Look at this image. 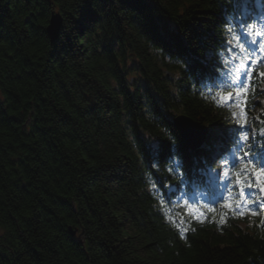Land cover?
I'll return each mask as SVG.
<instances>
[{
    "label": "trees",
    "instance_id": "trees-1",
    "mask_svg": "<svg viewBox=\"0 0 264 264\" xmlns=\"http://www.w3.org/2000/svg\"><path fill=\"white\" fill-rule=\"evenodd\" d=\"M239 5L0 0V264H264V224L209 200L201 170L220 169L222 148L192 152L171 124L197 119L211 144L231 131L218 97L234 91L225 55ZM260 73L245 100L250 157L264 148Z\"/></svg>",
    "mask_w": 264,
    "mask_h": 264
},
{
    "label": "bare ground",
    "instance_id": "bare-ground-1",
    "mask_svg": "<svg viewBox=\"0 0 264 264\" xmlns=\"http://www.w3.org/2000/svg\"><path fill=\"white\" fill-rule=\"evenodd\" d=\"M51 14H54L56 17H60L62 19V15L58 12V11H53L51 12ZM50 14V16H51ZM49 16L48 18V21L47 23H45V33L47 35V31L49 29V26H50V23H51V17ZM61 25H62V20H61ZM61 25H60V28H59V32H60V29H61ZM59 32H57L56 34V38L58 37L59 35ZM48 39L49 36L47 35ZM54 36L51 37V39L53 38ZM55 40V38L53 39ZM50 41V40H49ZM180 117H183L185 119H187L189 121V123L191 124H196L201 130H210V128L208 127L207 124H203L201 123L200 121H198L197 119H193L185 114H175L172 118H171V124H172V127L173 129L176 131V133L180 136L181 135V130L183 129H190V130H193L190 128V124L184 122ZM232 130L236 131L237 130V126L235 127H232ZM228 131H225L223 130L221 133H217L216 137L219 138L220 140H218L216 143L214 144H211L209 143L208 146L209 147H213V148H216L217 146H220L222 148L223 151L225 150H228L229 149V144L231 142V139L230 137L228 136ZM231 158H235L234 155H231ZM244 179V178H243ZM247 181V180H246ZM241 203L246 205L249 209V211H243L242 214L246 217V220H247V224L249 225H259L261 219L263 218V214H264V210L260 209L258 207V205L256 203L253 202L252 199H242L241 200ZM252 212H255L256 214L255 215H252L251 213Z\"/></svg>",
    "mask_w": 264,
    "mask_h": 264
},
{
    "label": "snow or ice",
    "instance_id": "snow-or-ice-1",
    "mask_svg": "<svg viewBox=\"0 0 264 264\" xmlns=\"http://www.w3.org/2000/svg\"><path fill=\"white\" fill-rule=\"evenodd\" d=\"M245 34L247 35L248 33H245ZM256 35L259 36L260 33L257 32ZM241 43L243 44L242 41H241ZM249 43L252 45V47L249 48L248 45H243V47L247 49V51H248V53L250 55H255L256 54V50H257L256 46L259 45L261 42L258 39H251L250 38ZM251 63L254 65L256 63V61L252 60ZM250 72H251V68H245L243 66H242V68L240 70L241 76H244V75L247 74L249 78H250ZM260 75L264 76V73H260ZM240 85L241 86L236 88V93L235 94H236L237 97H240V96L244 95L246 93V91H247L246 85L243 84V79L240 80ZM220 95H221V99H226V98H230L232 93H227L226 96L223 93H221ZM241 139H247V136L246 135H242ZM152 147H153V149H155V146H152ZM253 147H255V146H253ZM161 151H162V149H161ZM245 155H247V153H245ZM253 155H254V157H257V158H259V156H264V148H262L260 150L259 154L254 153ZM233 175L237 176V184H239L240 180H239L238 174L237 173H233ZM259 175L264 176V172L260 173ZM262 190H264V189H262ZM241 194L242 195L244 194L243 193V189H241ZM223 206L224 207H231V204H230V202L226 201ZM251 214L255 215L256 213L252 212Z\"/></svg>",
    "mask_w": 264,
    "mask_h": 264
},
{
    "label": "water",
    "instance_id": "water-1",
    "mask_svg": "<svg viewBox=\"0 0 264 264\" xmlns=\"http://www.w3.org/2000/svg\"><path fill=\"white\" fill-rule=\"evenodd\" d=\"M51 18V23H50V26H49V29L47 31V35L49 36V40L50 42L54 41L53 39L55 38L56 39V33L59 32V28H60V25H61V18L58 16L56 17L54 14H51L50 16ZM54 36L52 39L51 37ZM184 122L190 124V128L193 129L194 131H199L200 128L196 125V124H191L189 123V121L183 117H180Z\"/></svg>",
    "mask_w": 264,
    "mask_h": 264
},
{
    "label": "rangeland",
    "instance_id": "rangeland-1",
    "mask_svg": "<svg viewBox=\"0 0 264 264\" xmlns=\"http://www.w3.org/2000/svg\"><path fill=\"white\" fill-rule=\"evenodd\" d=\"M256 28L257 29H263L264 28V20H262V21H259V23H258V25L256 26ZM251 39H255V37L253 36V35H251V37H250ZM250 38L248 39V43H249V40H250ZM263 48H264V45H263ZM244 63H241V64H237L236 65V71H240L241 70V68L242 67H240L239 65H243ZM262 133H264V130H262ZM68 230H69V234L71 235V236H77L76 235V230H72L71 228H68Z\"/></svg>",
    "mask_w": 264,
    "mask_h": 264
}]
</instances>
